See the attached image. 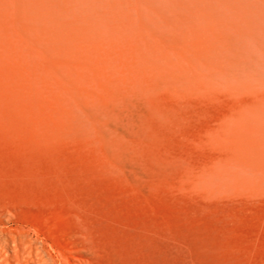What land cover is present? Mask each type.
Listing matches in <instances>:
<instances>
[{
	"label": "rangeland",
	"instance_id": "1",
	"mask_svg": "<svg viewBox=\"0 0 264 264\" xmlns=\"http://www.w3.org/2000/svg\"><path fill=\"white\" fill-rule=\"evenodd\" d=\"M0 227V264H264V0H0Z\"/></svg>",
	"mask_w": 264,
	"mask_h": 264
},
{
	"label": "bare ground",
	"instance_id": "2",
	"mask_svg": "<svg viewBox=\"0 0 264 264\" xmlns=\"http://www.w3.org/2000/svg\"><path fill=\"white\" fill-rule=\"evenodd\" d=\"M2 232V227H0V235ZM14 243H16L15 237H13ZM10 239L7 236H4L3 233L0 236V255H6L9 251ZM15 246V247H14ZM13 248L16 249L17 245H14ZM30 255L32 258L30 262L32 264H48L47 258H45L44 253L39 247H34L30 249Z\"/></svg>",
	"mask_w": 264,
	"mask_h": 264
}]
</instances>
